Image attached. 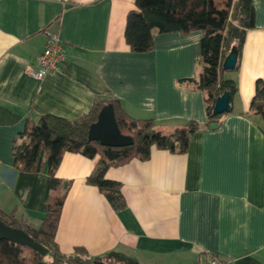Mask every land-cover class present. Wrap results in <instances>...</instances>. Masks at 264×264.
<instances>
[{"label":"crops","instance_id":"crops-1","mask_svg":"<svg viewBox=\"0 0 264 264\" xmlns=\"http://www.w3.org/2000/svg\"><path fill=\"white\" fill-rule=\"evenodd\" d=\"M254 6L238 68L226 71L238 92L211 128L206 93L187 80L201 70V30L155 29L154 48L134 52L125 29L136 0H0V208L36 226L47 213L50 175L18 168L13 156L30 122L43 114L77 119L96 100L117 98L165 133L192 120L201 127L186 152L153 146L149 159L107 170L122 184L119 210L87 181L99 156L65 152L57 170V193L66 192L61 252L84 246L113 264H196L209 255L264 264V120L251 110L264 80V0ZM51 34L60 36L65 59L39 80L28 70Z\"/></svg>","mask_w":264,"mask_h":264},{"label":"trees","instance_id":"trees-1","mask_svg":"<svg viewBox=\"0 0 264 264\" xmlns=\"http://www.w3.org/2000/svg\"><path fill=\"white\" fill-rule=\"evenodd\" d=\"M255 0H136V9L127 15L126 41L134 52H148L154 48V31L159 33H190L201 30L200 66L197 78L187 79L206 93L208 125L219 122L222 114H214L216 99L228 91L231 99L238 92L234 78L226 76L223 67L226 56L233 48L241 55L247 32L255 27ZM238 68V65L235 69ZM233 69V70H235ZM112 103L121 132L133 137L127 146H105L89 139V129L98 119L101 109ZM251 110L264 120V80L256 82ZM195 120L169 133L159 130L153 118H135L117 98L96 100L89 113L77 119H67L54 114H43L32 121L22 133V140L15 142V165L28 172L44 167L51 177L52 193L47 200L48 210L39 225L26 217L18 218L14 211L0 208V218L8 225L27 231L35 240L48 248V254L26 246L0 239V264H46L52 257L53 264H113L106 257L89 254L84 246H77L71 254H64L57 242V230L61 220L66 192L58 194L62 182L57 170L65 152L81 153L88 157L99 156L97 169L88 177L112 206L119 210L126 205L122 184L108 179L107 170L113 165L124 164L133 158L147 160L153 146L173 152H186L191 137L200 129ZM44 155V159L42 158ZM71 182H65L66 190Z\"/></svg>","mask_w":264,"mask_h":264},{"label":"water","instance_id":"water-1","mask_svg":"<svg viewBox=\"0 0 264 264\" xmlns=\"http://www.w3.org/2000/svg\"><path fill=\"white\" fill-rule=\"evenodd\" d=\"M238 51L233 48L226 56L223 67L226 70H233L238 64ZM231 94L226 91L219 95L214 105V114H223L230 112L231 107ZM218 122L210 124L211 128H217ZM89 139L98 141L105 146H127L133 144V137L125 135L121 132L116 115L114 105L112 103L106 104L100 111L98 119L91 124L89 129ZM0 239H6L11 242L26 245L43 255L48 254V248L42 243L35 240L27 231L21 228L12 227L6 224L0 218Z\"/></svg>","mask_w":264,"mask_h":264},{"label":"built area","instance_id":"built-area-1","mask_svg":"<svg viewBox=\"0 0 264 264\" xmlns=\"http://www.w3.org/2000/svg\"><path fill=\"white\" fill-rule=\"evenodd\" d=\"M64 59L65 55L60 36L51 34L46 47L36 59V67H29L28 72L39 80L43 79L48 72L59 69ZM196 264H232V261L218 255H209L199 260Z\"/></svg>","mask_w":264,"mask_h":264}]
</instances>
